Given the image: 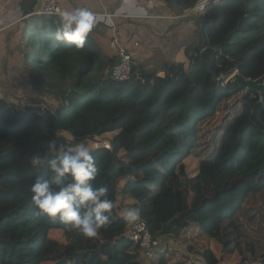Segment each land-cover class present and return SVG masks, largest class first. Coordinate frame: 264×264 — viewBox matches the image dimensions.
I'll use <instances>...</instances> for the list:
<instances>
[{
	"label": "trees",
	"instance_id": "obj_1",
	"mask_svg": "<svg viewBox=\"0 0 264 264\" xmlns=\"http://www.w3.org/2000/svg\"><path fill=\"white\" fill-rule=\"evenodd\" d=\"M153 1L182 15L199 0ZM193 17L199 38L183 48L184 60L165 62L162 73L134 63L125 80L113 77L118 56L109 45L104 51L93 30L79 48L57 39L58 15L33 17L25 28V58L37 96L0 101V264H142L139 245L120 226L117 204L92 239L67 231L32 204V184L48 176L46 165L31 166L36 153L52 143L88 146L99 138L120 145L92 154L99 169L92 183L107 187L109 197L122 192L155 237L185 249L164 247L162 240L152 264H264V164L249 170L254 130L264 134V96L260 101L255 91L227 88L222 78L235 70L252 79L264 75V0H208ZM38 47L34 60L28 54ZM210 58L220 79L208 73L214 84L196 98L192 73L201 77L200 65L207 71ZM50 102L59 105L52 109ZM145 115L125 138V128ZM157 130L164 136L151 147ZM170 195L178 200L175 214L168 210Z\"/></svg>",
	"mask_w": 264,
	"mask_h": 264
},
{
	"label": "crops",
	"instance_id": "obj_2",
	"mask_svg": "<svg viewBox=\"0 0 264 264\" xmlns=\"http://www.w3.org/2000/svg\"><path fill=\"white\" fill-rule=\"evenodd\" d=\"M57 1L62 10L87 8L98 17H103L94 27L93 36L105 52H108L110 40L117 39L134 54V63L157 69L160 73L163 72L165 62L184 60L183 48L199 38L196 19L193 17L196 14L181 16L176 6L159 4L153 0ZM41 4L42 0H0V86L8 87V92L15 95L22 93L32 98L37 96V90L28 82L25 28L28 24L32 25L33 17L39 15L36 12ZM58 105L56 103L54 109ZM149 117L140 116L133 126L125 128V138ZM124 224L127 226L123 220L120 226Z\"/></svg>",
	"mask_w": 264,
	"mask_h": 264
},
{
	"label": "clouds",
	"instance_id": "obj_3",
	"mask_svg": "<svg viewBox=\"0 0 264 264\" xmlns=\"http://www.w3.org/2000/svg\"><path fill=\"white\" fill-rule=\"evenodd\" d=\"M56 14L59 17L57 39L79 48L85 46L98 20L103 19L87 8L57 9ZM30 164L37 170L46 165L48 170L47 178L37 177L30 189L38 214L58 217L67 231L88 239L97 237L110 223L115 204L107 187L92 183L99 169L88 146L52 143L45 151L36 153ZM122 216L127 224H135L140 219L139 209L126 208Z\"/></svg>",
	"mask_w": 264,
	"mask_h": 264
},
{
	"label": "built area",
	"instance_id": "obj_4",
	"mask_svg": "<svg viewBox=\"0 0 264 264\" xmlns=\"http://www.w3.org/2000/svg\"><path fill=\"white\" fill-rule=\"evenodd\" d=\"M207 1L208 0H199L193 8L187 9L185 10V12H190V14L198 13L205 7ZM57 9L62 10L57 0H42V4L37 10L36 14L57 15ZM185 12L184 15H187ZM109 46L111 51L118 56V61L113 65L111 70L113 77L117 80L128 79L132 72L134 54L123 47L117 39L111 40ZM222 78L226 79V77ZM7 95L8 92H5L4 89L0 88V101L7 100ZM88 147L92 154L98 157L109 152L117 151V146L113 145L111 141L106 138L93 140L89 142ZM128 237L134 243L139 245L141 255L144 259L151 260L154 257L155 252L161 249L162 246V238L155 237L150 232L147 222H145L141 218L135 224L130 225ZM189 264H204V262L197 259L194 261H190Z\"/></svg>",
	"mask_w": 264,
	"mask_h": 264
},
{
	"label": "rangeland",
	"instance_id": "obj_5",
	"mask_svg": "<svg viewBox=\"0 0 264 264\" xmlns=\"http://www.w3.org/2000/svg\"><path fill=\"white\" fill-rule=\"evenodd\" d=\"M184 12H185V10L183 11V14L182 15H184ZM186 13V12H185ZM186 14H190V12H187ZM192 14V13H191ZM190 14V15H191ZM194 14H196L197 15V13H194ZM181 15V16H182ZM192 16V15H191ZM33 22V21H32ZM28 26H33V25H29L28 24ZM27 26V27H28ZM29 39H30V35L29 36H27L26 37V44H28V41H29ZM35 40H38V38L37 39H35ZM28 51V50H27ZM41 50H40V47H38L37 48V50H35V51H31V53L30 54H28V55H30L31 56V58H33L34 60H36V58H37V56H39L41 53ZM28 53V52H27ZM246 63H249V62H251V59H248V60H246L245 61ZM27 64V63H26ZM32 64H36V62H33ZM28 66V65H27ZM201 66V77H199V76H196L197 75V73H192L193 75H194V77L196 78V80H197V82H198V91L196 90V94L195 95H197L196 96V98H198L199 97V95L201 94V93H203L204 91H205V89L206 88H208L210 85H213L214 83L212 82V79L209 77V75H208V72L206 71V64L204 65V63H203V65L201 64L200 65ZM163 69V68H162ZM157 70V69H156ZM157 71H159V70H157ZM203 77H204V81H203V83L200 85V81H201V79H203ZM220 79V78H219ZM45 87H47V89H48V86H45ZM0 88H2V89H4L5 90V92L7 91L8 92V87H6L5 88V86H0ZM198 92V93H197ZM44 95V94H43ZM54 95L55 96H58L57 95V91H54ZM24 95L21 93V94H17V95H15V94H13V92H8V95H7V99L8 100H16V101H19V102H22V103H27V102H29V100H26L24 97H23ZM55 96H51V95H48L47 97H45V99H51V100H55V99H57L58 100V97H55ZM205 96V93H204V95H203V97ZM50 104L52 105V106H50V107H52V109H54V107H55V104L53 105V103L52 102H50ZM49 105V104H48ZM125 136H127V135H125V133H124V137ZM164 136V132L162 131V130H159V132H154L151 136H150V138H149V145H151V144H154L155 142H157V140H161V138ZM253 137H254V150H253V154H252V156H251V158H250V160H249V162H250V165H249V170H252V169H254L255 167H257V166H260V165H262V164H264V134H262V133H260L257 129L256 130H254V133H253ZM156 144V143H155ZM119 145L120 144H118V147L117 148H119ZM117 146V145H116ZM188 162H189V164H190V167L191 168H193L195 165V162L193 161V159L192 158H190L189 160H188ZM147 176L148 175H150V176H155V174L154 173H145ZM124 183V180H122V182H121V185ZM121 185L119 186V187H121ZM110 199H112L113 200V202H114V204H117V206H119L120 207V209H121V212H123V210L124 209H126V208H129V207H131V205H130V199H129V197H127V196H125L122 192H120L119 191V194L117 195V196H111L110 197ZM168 200H169V207L170 208H168V210H169V212H171V214H173V213H176L177 212V210H178V200H177V197H175L174 195H170V197L168 198ZM21 219V218H20ZM22 220V219H21ZM25 222V221H24ZM26 223V222H25ZM122 223V222H121ZM122 225V224H121ZM129 228H130V224H127V227H126V233H125V235H128V231H129ZM56 235V234H55ZM162 238V240H163V244H164V247H169L170 249H175V248H177V249H181L182 251H184L185 249L184 248H182L178 243H176L174 240H172L170 237H161ZM121 243H122V245H123V243H124V236L121 238ZM162 244V245H163ZM141 257H142V255H141ZM98 263L97 264H102V262H101V260L100 259H98V261H97ZM142 264H152L151 263V260H149V259H144L143 257H142ZM162 264H164V263H162Z\"/></svg>",
	"mask_w": 264,
	"mask_h": 264
},
{
	"label": "water",
	"instance_id": "obj_6",
	"mask_svg": "<svg viewBox=\"0 0 264 264\" xmlns=\"http://www.w3.org/2000/svg\"><path fill=\"white\" fill-rule=\"evenodd\" d=\"M211 65H212V58H210L208 61L207 72L209 74H212L214 80H219V78L217 77V74L211 70ZM224 84L227 88L240 87L245 92L255 91L260 95V101H263L264 75L256 79H252V78H247L245 75H243L239 71H235L226 78Z\"/></svg>",
	"mask_w": 264,
	"mask_h": 264
}]
</instances>
